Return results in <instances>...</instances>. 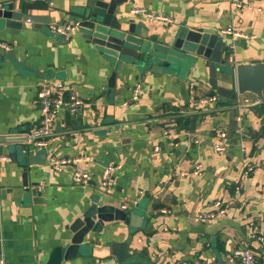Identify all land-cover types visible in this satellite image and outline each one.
Here are the masks:
<instances>
[{
	"label": "crops",
	"instance_id": "1",
	"mask_svg": "<svg viewBox=\"0 0 264 264\" xmlns=\"http://www.w3.org/2000/svg\"><path fill=\"white\" fill-rule=\"evenodd\" d=\"M234 1L122 0L121 8L137 26L144 22L156 41H172L181 26L241 32L246 37L232 43L223 37L234 69L238 62L264 59V0ZM93 2L0 0V9L11 5L19 22L11 26L0 17V43L10 46L0 45V259L45 264L54 247L64 251L70 244L69 225L97 194L99 205L131 210V223L105 222L101 231H89L90 248L60 264H122L113 256L101 257L110 242L127 238L129 227L134 228L129 249L135 259L128 264H238L227 261L238 247L264 263V240L253 237L264 236V101L233 92L221 102L202 57L183 75L140 74L132 65L117 69L80 28L69 37H55L51 24L78 21ZM135 9L165 14L173 23L149 22ZM45 80L62 81L66 94L78 95L84 105L74 115L61 109L44 147L27 146L28 131L39 125L34 99ZM136 84L138 99L130 100ZM210 95L217 100L198 102ZM165 129L170 134L165 136ZM215 143L223 150L215 151ZM30 147L37 162L21 157ZM10 152L16 153L15 161ZM49 154L89 156L86 166L77 165L88 172V182H74L68 172L51 169ZM196 163L201 164L198 175L192 173ZM108 164L120 168L102 187ZM25 167L27 186L22 183ZM180 169L188 175L175 176ZM216 199L225 213L199 219Z\"/></svg>",
	"mask_w": 264,
	"mask_h": 264
},
{
	"label": "water",
	"instance_id": "2",
	"mask_svg": "<svg viewBox=\"0 0 264 264\" xmlns=\"http://www.w3.org/2000/svg\"><path fill=\"white\" fill-rule=\"evenodd\" d=\"M122 0H94L79 14V27L83 29L84 37L89 39L98 52L104 55L117 69L123 64L132 65L142 74L145 70L154 73L173 75L186 74L197 61L204 58L208 71V83L218 93L219 100L226 102L233 92L239 95L251 93L264 101V59L256 62H238L234 69L228 63L231 50L223 37L213 28L189 29L181 26L174 34L172 41H156L154 35H147L144 22L137 26L121 8ZM15 16L11 5L0 9V17L7 19L11 26L19 25L13 19ZM24 19L41 21L39 16L24 15ZM116 72H112L108 81L109 88L114 86ZM232 82L228 87L225 83ZM23 151L21 157L29 162H37ZM1 153V149H0ZM13 161L16 153L10 152ZM42 159L44 158L41 157ZM36 159V160H34ZM41 159V160H42ZM22 183L27 186V168L22 172ZM99 195L90 196L91 204L82 217L76 218L70 225L72 233L70 244L63 249L54 247L45 264H60L62 259L74 257L78 252L88 250L85 237L89 231L98 232L105 222L116 220L131 223L133 212L129 209L98 203ZM134 228L129 227L128 236L121 242H110L109 249L101 258L113 256L119 263L128 264L135 259L129 249Z\"/></svg>",
	"mask_w": 264,
	"mask_h": 264
},
{
	"label": "built area",
	"instance_id": "3",
	"mask_svg": "<svg viewBox=\"0 0 264 264\" xmlns=\"http://www.w3.org/2000/svg\"><path fill=\"white\" fill-rule=\"evenodd\" d=\"M245 1L246 0H235L234 2L237 5H242ZM133 12L143 15L149 22L160 21L165 24L173 23V19L171 17L159 12H151L145 9H135ZM49 27L55 37L66 38L69 37L72 32L78 29L79 22L77 20H70L62 23L51 24ZM218 33L222 37H230L231 43L235 37H246V35L236 31L231 27L220 29ZM0 45L5 49L10 48V46L4 42L0 43ZM229 48H231V46ZM139 89L140 85L136 84L130 100L138 99ZM216 100V95H210L201 97L200 99H198V102L206 105ZM34 104L39 107L40 121L38 126L33 127L28 131L25 137V142L27 146L30 144L32 146L34 145L37 147H44L46 145V138L53 132L54 124L61 109L65 107L70 114L74 115L83 107L84 102L78 95L74 93L66 94L64 83L62 81L45 80L39 83L38 91L34 99ZM163 134L165 136L170 134L169 130L165 129L163 131ZM221 135L224 136V133H221ZM213 147L217 152L223 150V145L220 143H215ZM155 150H158V147H155ZM47 160L51 169L56 171L68 172L74 182L81 184H86L88 182V172L84 169H79L77 165L82 164L83 166H86L91 161V158L89 156L66 157L49 154L47 156ZM118 168H120L119 164H108L105 166L101 177L102 187L109 186L110 177L112 173ZM200 169L201 164L196 163L194 165L192 173L194 175H198L200 174ZM188 173V171L180 169L178 171H175L174 175L180 177L187 176ZM139 193H141V191ZM212 206L213 209L211 211L199 214L198 218L205 221L216 216H220L226 211V206L219 199L214 200ZM161 211L165 212V210ZM253 237L261 241L264 240L263 235ZM235 260H237L238 264H264L258 260V258L250 249L241 247L234 249L232 253L227 256L228 262L234 263ZM0 264H4V259H0Z\"/></svg>",
	"mask_w": 264,
	"mask_h": 264
},
{
	"label": "rangeland",
	"instance_id": "4",
	"mask_svg": "<svg viewBox=\"0 0 264 264\" xmlns=\"http://www.w3.org/2000/svg\"><path fill=\"white\" fill-rule=\"evenodd\" d=\"M78 28H80V27H78ZM80 29H82V28H80ZM82 30H83V29H82ZM236 262H237V260L234 261V263H236Z\"/></svg>",
	"mask_w": 264,
	"mask_h": 264
}]
</instances>
